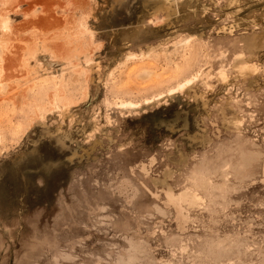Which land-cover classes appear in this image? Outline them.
<instances>
[{
  "label": "rangeland",
  "instance_id": "rangeland-1",
  "mask_svg": "<svg viewBox=\"0 0 264 264\" xmlns=\"http://www.w3.org/2000/svg\"><path fill=\"white\" fill-rule=\"evenodd\" d=\"M0 264H264V0H0Z\"/></svg>",
  "mask_w": 264,
  "mask_h": 264
},
{
  "label": "bare ground",
  "instance_id": "bare-ground-1",
  "mask_svg": "<svg viewBox=\"0 0 264 264\" xmlns=\"http://www.w3.org/2000/svg\"><path fill=\"white\" fill-rule=\"evenodd\" d=\"M41 18H43V17H41ZM42 20V19H41ZM192 80V79H191ZM190 80V81H191ZM189 80H188V82H190ZM183 85V84H182ZM181 86V85H180ZM183 86H185V85H183ZM130 102V101H129ZM127 104V103H126ZM124 105V104H123ZM129 105H130V103H129ZM133 105V104H132ZM135 105V104H134ZM125 106V105H124Z\"/></svg>",
  "mask_w": 264,
  "mask_h": 264
}]
</instances>
